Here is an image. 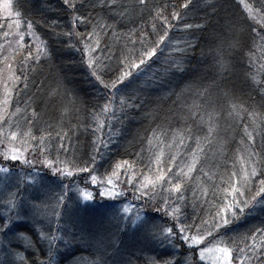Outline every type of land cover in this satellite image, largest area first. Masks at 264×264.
Wrapping results in <instances>:
<instances>
[{"label": "trees", "instance_id": "obj_1", "mask_svg": "<svg viewBox=\"0 0 264 264\" xmlns=\"http://www.w3.org/2000/svg\"><path fill=\"white\" fill-rule=\"evenodd\" d=\"M260 2L146 0L147 6L143 8L138 6V0H115V4L111 0L13 2L21 28L30 24L40 47L25 45L13 55L15 60L10 61L15 97L9 103L11 111L17 108L22 111V124L26 125L23 127L32 130L29 146L32 145L36 153L40 152L41 162L46 164V160H53L51 167L63 170L66 166L60 162L68 160L67 167L82 177L70 179L71 183L66 184L63 177L48 174L49 170L43 169L35 178V184L44 191L33 188L31 192L39 189L42 193H29L21 199L18 196V200L15 197L24 176L14 174L6 178L9 188L0 191V264H4V239L10 238L13 230L17 237L13 235L11 249L18 261L11 264H90L97 254L82 244L73 223L74 207L88 209L89 204L76 202L73 205L69 201L67 204V198L72 200L73 197L65 187H81L91 181L93 167L97 170L99 163L102 166L96 173L112 175L119 167L126 176L130 175L128 189L132 190L127 191L126 200L135 204V210L141 214L140 221H147L143 247L149 243L151 249L146 250V256L116 248L113 256L117 260L126 257L127 264H206L198 259V251L183 239V235L205 233L223 237L221 240L232 249L234 258L243 259L238 248L245 246V237L257 229H264V197L260 204L244 208L238 218H233L229 212V217L233 218L230 227H221L217 234L211 231L216 230L212 225L219 220L218 209L231 201L227 183L229 173L236 172L235 179L242 176L240 157L246 158L251 151L256 153L258 161L257 174L248 183L247 198L255 194L261 187L259 182L264 180V140L256 134V142L252 145L245 133V129L251 131L254 126L253 113L257 116L256 123L260 115H264V23L251 18L245 6L257 9ZM185 3H188L187 8L183 7ZM157 11L162 12L171 27L164 19L156 17ZM174 13H179V20L173 18ZM98 24L106 26L103 31ZM3 33L0 34L2 46ZM165 33L164 41L158 43ZM144 36L148 37V42L142 46ZM97 39L99 47L95 43ZM86 45L90 47L86 49ZM145 47H155L156 55L146 59L139 69L133 68L132 79L118 85L119 91L104 86L128 69L125 57L134 59ZM220 55L227 64L224 69L217 62ZM89 56L96 64H89ZM8 60H1L0 65L4 68ZM97 75L104 83L96 78ZM129 80L133 82L129 84ZM78 91H83L85 97ZM108 91H111V98H108ZM132 91H151L155 95L145 100ZM121 99L125 101L122 110ZM109 101L112 102L111 115L102 111ZM233 104L237 105L236 109L232 108ZM210 125L215 128L211 134L208 132ZM206 135L211 136L212 143L204 146L206 155L197 153L200 162L190 178L185 179L180 169L187 172L185 165L196 151L197 140ZM41 137L47 152L39 143ZM110 137L111 153L103 161L98 143ZM156 144L164 153L159 171L166 175L161 182L163 190L157 187L153 192L152 185L144 190L141 186L146 177L154 179L157 174L153 155ZM172 157H175L174 164ZM92 158L94 164L90 163ZM73 163L92 170L80 171ZM38 167V163L33 164V171ZM108 169L111 173L106 172ZM176 177L181 178V193L169 192L178 182ZM13 182L16 186L10 188ZM123 183L126 186V182ZM205 189L207 195L202 194ZM145 192L148 195H144ZM181 194L183 199H177ZM53 200L64 201L61 214L57 213ZM97 202L91 205L111 209L110 214L119 227L116 245L121 247L120 237H125L130 230L136 231L134 228L140 222L130 227L129 216L119 217L114 210L118 204ZM11 203L13 208H10ZM48 207L50 211L45 212ZM33 209L35 216L45 213L46 220H38V216L27 220ZM7 213H11L10 218L15 214L18 219L14 227L10 225L6 230L1 223L5 224L3 218ZM53 224L58 227L55 231H51ZM180 224L192 225V230L181 234ZM170 227L173 233L168 236L166 232L163 236ZM260 240L257 235V243ZM254 264H264V253L257 254Z\"/></svg>", "mask_w": 264, "mask_h": 264}, {"label": "rangeland", "instance_id": "obj_2", "mask_svg": "<svg viewBox=\"0 0 264 264\" xmlns=\"http://www.w3.org/2000/svg\"><path fill=\"white\" fill-rule=\"evenodd\" d=\"M13 2L15 0H0V34L4 32L2 35V44L0 43V61L6 59H9L7 62L8 64H5V67L3 68L2 65H0V107H3V101L7 100L8 103L6 105L7 111L5 113V119L8 121V123L4 121H0V126H2L3 131H0V168H6L8 169L7 172L0 171V191L8 189L9 187V181H7L6 178L12 177L14 174L24 176L22 178V181L20 185L18 186L19 191L16 194V199L18 196H21V198H26L29 193H42L41 186L36 185L35 178L42 174L43 169H47L46 172L48 174H54L63 177V180L65 179L66 184L71 183L75 177H78L81 179L82 175L76 174L77 172H73L72 169L68 167H63L61 171H56L55 168L49 167V165L46 163L44 164L41 162V154L40 152L37 153L33 150V146L29 144L31 143L30 138L27 139V142H22V139H17L16 141H10L6 138L7 131L9 130V124H11L13 127L11 130H16V127L23 131H32L30 128H24L23 126H26L24 123V120L22 118V111L19 109H12L11 111V104H9L12 101L13 97V91H12V80H14V74L11 68L13 65L10 61H14L15 58L13 55L18 53L19 50L23 49L25 45L29 46L32 45L34 48L40 47V41L37 39V35L32 31V28L29 29L27 25L24 26V28H21V20L17 13L13 9ZM6 5H10V7H5ZM1 27H3L4 30H1ZM23 34V40L21 41L20 36ZM2 54V56H1ZM16 62V61H15ZM12 66V67H11ZM141 73V72H140ZM10 77H12L10 79ZM132 79V77H130ZM128 78V79H130ZM79 94L84 95L83 91H78ZM109 92L108 98H111V91ZM127 91H121V93H125ZM132 94L134 93L136 97L142 98V99H149L150 96L155 95V92L151 91H132ZM147 93V94H146ZM107 98V99H108ZM152 98V97H151ZM82 96L81 99L82 100ZM104 109V108H103ZM103 111V110H102ZM106 114L109 113L111 115V111H103ZM23 120V121H22ZM159 139V138H158ZM160 140V139H159ZM16 148L20 150V159L17 160H11L5 159L4 153L8 152L10 148ZM98 149H102L103 154V161L107 160L111 153V137L106 140L105 142L98 143ZM155 153L154 160H155V154L161 151V148L159 144L155 145L154 148ZM68 161V160H66ZM162 161V159H161ZM156 162V161H155ZM38 163L39 167L36 169V171H33V164ZM102 163H99V168ZM43 166V167H42ZM61 167V166H60ZM97 167V170L99 169ZM256 167H258L256 165ZM92 170V169H90ZM89 170V171H90ZM93 178L88 183L79 186L69 187V185H66L65 189L69 193H71L72 200H69L67 198V204L68 201L71 202V204H79V205H86L88 209H80L77 210L76 206L74 207V217H73V223L75 224V227L77 231L79 232L80 238H82V244L89 249L90 251H94L97 256L91 260L90 264H127L128 262H125L126 257H123L119 260H117L113 256V251L115 252L116 248H119L122 252H127L131 254V251L137 252V255L139 256H146V253L148 249H151V246L148 245L146 247H143L146 245V231H145V221H140L141 214L135 210V204H132L131 202H128L126 200V194L127 191L132 190L128 189V185L131 183L130 175H125V173L119 169V167L112 171L111 174H107L108 176L103 175L102 173H96V168L93 167ZM114 170V169H113ZM258 170V169H257ZM71 171L73 174L68 175L67 172ZM111 169H108L106 172H110ZM187 171V170H186ZM115 173V175H114ZM92 175V174H91ZM81 176V177H80ZM122 178L124 179L122 181ZM72 179V180H70ZM109 180L112 181V183H109ZM121 181V182H120ZM123 182H126V186ZM36 185V187H35ZM16 186V183L13 182L10 183V188H14ZM33 188H40L41 191L31 192V189ZM127 188V189H126ZM141 189H145L142 188ZM44 191V190H43ZM75 192V193H74ZM89 193L92 196V199H86L83 195V193ZM109 192L116 193L115 196H109ZM232 195V194H231ZM26 196V197H25ZM246 196L245 198H247ZM58 201V196L55 198ZM239 199V198H238ZM258 199H260L258 201ZM18 200V199H17ZM56 200H53L52 203L56 205L57 213L61 214V209L64 204V201L61 202H55ZM97 200L111 202L114 204H118L117 207L114 208L117 213H119V217L122 215L127 217L129 216V219L127 220L130 227H135L136 225H139L134 228L137 229L136 231H128L125 237H120L122 239L121 247L117 244L116 241H118L116 232L118 231L119 227L116 222V219L114 216H112L111 209L106 210L104 209L107 206L103 205H91L97 202ZM261 200H263L262 197H258L256 201H252L250 205H257L261 203ZM122 201H127L123 202ZM6 204V203H5ZM14 204H10V208H13ZM54 207V205H52ZM111 208V207H110ZM127 209V211H125ZM86 210V211H85ZM135 210V211H134ZM50 211V207H48L45 212ZM4 214V213H3ZM2 214V218L4 217ZM231 214V213H230ZM11 213H7V215L3 218L5 224L1 223V227L5 228L6 230L12 225L14 227L16 225V221L18 219V216H15V214L10 218ZM39 217L38 220H46V214H39L36 215ZM35 211L33 209V213L31 216L27 217V220H33L36 219L35 217ZM231 216V215H230ZM231 221L233 222V218L229 217ZM126 219V218H125ZM57 221V220H56ZM230 223V225L232 224ZM230 225L228 227H230ZM57 225L53 224L51 226V231L57 230L55 227ZM221 228V227H220ZM220 228L213 230L212 234H217V230ZM223 228V227H222ZM57 232V231H56ZM52 234V237H54L55 233ZM166 231H164L163 236L165 235ZM12 236L9 238L4 239V246L5 249L3 250V261L4 264H11V263H17V255L13 249H11L13 244V239L17 237L15 231H11ZM167 234V233H166ZM211 234V233H210ZM13 235L15 237H13ZM203 235V242L199 244H193L191 240H186L189 247H194L195 251H198V259L206 264H222V261L220 260L221 254L216 251L219 247H225L227 246L225 242H223L221 239L223 237H216V236H208L207 233L202 234ZM228 247V246H227ZM11 249V250H10ZM205 249H212V251H205L203 257L201 256V251H204ZM232 251V264H239V261L241 259H235ZM172 264V263H171Z\"/></svg>", "mask_w": 264, "mask_h": 264}, {"label": "snow or ice", "instance_id": "obj_3", "mask_svg": "<svg viewBox=\"0 0 264 264\" xmlns=\"http://www.w3.org/2000/svg\"><path fill=\"white\" fill-rule=\"evenodd\" d=\"M67 2V0H66ZM190 2V0H189ZM112 4H115V0H111ZM72 7H74V5H70ZM138 6L143 8L146 7V0H138ZM248 8V12H249V16L253 19H258L259 22L264 23V0H261L260 2V7L257 9H253L251 6L249 5H245ZM5 7H10V5H6ZM184 8L188 7V3H185L183 5ZM156 17H159L161 19L165 20V24L168 27H171L170 24H168L166 18H164L162 16V12L161 11H157L156 12ZM173 18L176 20L180 19V15L179 13H174L173 14ZM29 29L31 28V25H28ZM97 27L100 28L101 31H103L104 27H106L105 25L102 24H98ZM187 27H191V25H187ZM94 33L96 31V29L94 28ZM166 38V33L165 35H162L158 41V43H162L164 41V39ZM21 41L23 40V34H21L20 36ZM148 42V37L144 36L142 38V46L144 44H146ZM96 46L99 47V40L97 39V41L95 42ZM86 49L89 48V45L85 46ZM38 54H39V50H38ZM29 56H31V52L28 53ZM156 55V48L152 47L151 49L145 47L144 51L139 54L137 57L130 58V57H125L124 60L125 62L128 64V69L125 71L120 72V74L117 76L116 80L112 81L111 84H105V87H110L113 90L119 91L118 89V85L120 84H124V81L130 77H132L133 73H132V69H139L141 65L145 64L146 59H150L152 56ZM38 58V56H37ZM89 64H96V61L89 56ZM219 66L221 69L226 68L227 64L226 61L223 59L222 55H220L218 57L217 60ZM100 65L97 64V68H99ZM93 74H96V71L94 69ZM12 77H10L11 79ZM98 80H101V77L99 75H97L96 77ZM133 81L129 80V84H131ZM101 83H104L103 80H101ZM128 85H125V87H127ZM8 101L5 100L3 101V107H0V121H4L6 123H8V121H6L5 119V113L7 111L6 105H7ZM120 106H121V110L123 109V106L125 105V101L123 99H121L119 101ZM111 104L112 102L109 101L107 104H105L103 111H109L111 109ZM233 109L237 108V105L233 104L232 105ZM17 111H19V109H17ZM239 113L237 112V115ZM37 113L35 111H33V116H36ZM209 119L211 120V116L209 117ZM252 119L254 122V126L252 127L251 131H249L248 129H245V133H246V139L250 142V144L254 145L256 142V134H259L261 136V139L264 140V115H260L259 117V123H256L257 120V116L255 113L252 114ZM12 125L9 124V130L7 131L6 134V138L9 139L10 141H16L17 139H22V142H27V139L31 137V131H23L21 129H19L18 127H16V130H11L12 129ZM0 131H3L2 126H0ZM208 132L211 134L213 132H215V128L213 126H209L208 128ZM59 135V133H58ZM66 135V134H65ZM154 136H156V133H153ZM184 137L183 134H181L180 136V142L181 144L183 143ZM0 143H2V141H0ZM40 145L42 146L43 151L47 152V146L45 145V141L44 138L41 137L40 141H39ZM152 141H149V145H151ZM212 143L211 140V136L210 135H206L203 137L202 140H197V147H196V151L192 153V159L191 161L185 165V167L187 168V172H184V169L181 168L180 172L183 174V177L185 179L190 178L191 173L193 171L196 170V165L200 162V158L197 155V153L201 154V155H206L205 153V149L204 146L205 145H209ZM60 148H63V144L60 145ZM151 150V149H150ZM5 156V159H11V160H17L20 159V150L16 149L14 147L10 148L8 152L3 154ZM164 153L161 150L160 152L155 154V160H156V165H157V174L155 176V178H150V177H146L145 178V183L142 185V188H147L148 185H152V191L154 192V190L157 187H160L161 190H163V186H162V181L165 180V175L166 173H162L159 171V164L161 163V159L163 157ZM241 161H242V167H241V173L242 176L240 179H235V177H237V173L236 172H230L229 176H228V180L227 183L229 185V191L231 192L232 196H231V201L230 203L226 204L222 209H218L216 215L219 216V220L215 221L212 225V227L214 229H218L220 227H225L227 228L230 223L232 222L229 219V215L228 213H231V216L233 218H238V214H242L244 211V208L249 207L250 205V201H256L257 197H264V180H261L259 183L261 185V187L255 192L254 195H252L250 198H245L246 197V193L248 192V183L251 179V177L255 176L257 174V160H256V153L249 151L247 157H240ZM175 161V157L171 158V162L174 164ZM49 167H51L54 163L53 160H46L45 161ZM60 163L65 164V166L67 167V163L66 161H61ZM90 163H95V159L92 158ZM127 164V162H125ZM73 167H76L78 170L80 171H87L89 170L87 167H80L79 165H75L73 163ZM129 167H131L129 165ZM56 171H61V169L56 168ZM170 170V169H169ZM0 171H5L7 172L8 169L6 168H0ZM68 175H72L73 173L71 171L67 172ZM115 175V173H114ZM95 180V178H93ZM177 181L175 184L172 185V187L169 189V192L171 191H175L176 193H181L182 191V182H179L181 180L180 177H176ZM209 179H211V176H209ZM241 180L243 182H241ZM109 183H112L111 180H109ZM203 195H207V190H203ZM84 197L86 199L91 200L92 196L85 192L83 193ZM109 196H115L116 193L114 192H109L108 193ZM144 195H148V192H145ZM239 198V199H238ZM177 199H183L182 194L180 196L177 197ZM165 203H167V201H165ZM242 205V206H241ZM14 206V205H13ZM125 211H127V209H125ZM215 220V218H213ZM145 223H147V221H145ZM192 225H184V224H180L179 225V233L184 234L187 232H190L192 230ZM166 232L168 234V236H170L173 233V228H167ZM210 234V233H209ZM257 235H259L261 237V240L259 243H257ZM168 236H165V238H168ZM183 239L184 240H191V242L193 244H199L203 242V235L202 234H198V235H183ZM53 240H55V237H53ZM251 241V243L249 244L248 241ZM244 247L243 248H238V251L240 252V256L243 257V259H241L239 261V264H254L255 260H256V256L258 253H264V229H257L255 232H253V234L251 236L245 237L244 240ZM205 251H212V249H205L204 251H201V256L203 257ZM217 252H219L221 254L220 256V260L222 261V264H232V249L230 247H219L216 249Z\"/></svg>", "mask_w": 264, "mask_h": 264}]
</instances>
